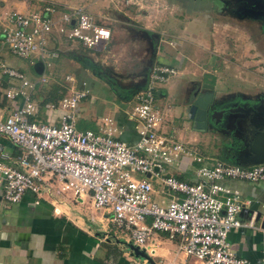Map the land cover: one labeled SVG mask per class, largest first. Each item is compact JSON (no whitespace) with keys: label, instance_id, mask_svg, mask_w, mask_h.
<instances>
[{"label":"built area","instance_id":"1","mask_svg":"<svg viewBox=\"0 0 264 264\" xmlns=\"http://www.w3.org/2000/svg\"><path fill=\"white\" fill-rule=\"evenodd\" d=\"M56 6H42L28 14L10 12L0 25V77L18 82L5 89L4 98L10 105L22 101L8 117H0V136L23 153L16 167L4 164L1 159L5 156L0 155L4 200L16 204L25 193L40 195L42 191L71 194L74 199L88 196L95 211L106 214L114 228L148 255L154 253L147 247L150 240L164 234L177 239L179 252L195 264H248L231 251L228 235L243 227L261 232L264 228L254 226L255 214L243 224L241 218L249 202L221 182L264 183V164L241 167L204 159L162 132L164 118L156 99L162 86L176 75L174 68L154 66L145 87L133 96L132 110L125 115L135 123L139 138L135 144L117 137L116 121L108 116L99 119L96 129L77 128V109L90 98L91 91L86 83L79 86L71 75L63 78V97L44 105L47 111L61 112L59 126L32 119L40 108L33 99L37 86L51 80L52 72L47 70L59 58L58 51L51 48L59 44L57 36L94 54L107 53L111 40L110 29L100 25L90 12L78 7L59 10ZM5 48L18 58L40 64L38 79L30 81L9 65L3 56ZM194 162L200 166L194 169ZM164 164L182 171L194 169L197 182L160 177ZM134 173L146 177L137 180ZM156 179L161 191L170 195L164 207L151 199ZM219 195L224 198L219 199Z\"/></svg>","mask_w":264,"mask_h":264},{"label":"crops","instance_id":"2","mask_svg":"<svg viewBox=\"0 0 264 264\" xmlns=\"http://www.w3.org/2000/svg\"><path fill=\"white\" fill-rule=\"evenodd\" d=\"M28 1L0 0V25L4 21V17L10 12L16 11L18 13L28 14L40 8L36 5L27 6ZM60 1L64 0H36L38 3L45 2L42 6L51 4L59 7L66 6V2L63 5L55 3ZM109 1L112 4L115 2L118 4L122 3V0ZM184 1L187 0H128L125 3L126 7L135 6L134 9L139 12L140 20L144 23L143 28L153 36V43L150 49L152 56L149 59L151 64L149 72L156 65H166L174 68L176 71L180 70V72L177 71V74L172 76L160 89L158 96L160 105L166 108L163 113L164 122L162 132L170 134L177 141L181 137L182 139L180 140L185 139V135L181 132V127L174 126L175 122L180 120V115L182 114L179 107L178 109H174L175 107L171 106V102L168 105L167 99L170 98L171 100L172 97L178 96L182 104L185 101L188 102L189 108L197 97L205 95L199 90L200 87H198V90H195V87L204 83L206 75H212L215 78L219 77L222 79L221 76L225 75L224 71H232L233 78H239L244 81L242 77L246 76V81L252 82L254 85L256 82L257 87L262 88V91H264V55L256 52V47L248 35L247 37H234L236 41L240 42V46H243L245 51L243 54H247L248 58L242 64L238 62L240 65L236 64V66L234 64H228L227 62V67L218 61L211 60L209 66L204 67L202 63H199V60H194V63L191 65H194L196 69L199 68V72L192 70V67L187 65L186 62L192 54L199 55L198 53L200 52L202 54L208 53L212 58L214 50L210 49L211 44L212 41L217 39L216 35L212 33L215 24H212V20L210 21V19H207L210 21V26L206 27L200 19L197 18V23L196 20L194 21L196 25L195 29H197V32L194 33L195 35H192L186 30L188 25L185 28L182 26L183 24L178 25L180 22L178 20H183L181 17L177 20V24L175 23L177 26L171 27L172 24L174 25V23L170 22V17L173 18V6L181 7ZM188 1H199V4L189 3ZM188 1L185 5H196L200 7L191 13L201 10L204 11L205 8H201L204 7L205 0ZM67 3L72 4L73 1L69 0ZM110 31L112 32L111 28ZM114 37L115 35H113ZM112 42L114 44V39ZM67 43L71 46H80L75 42ZM51 48H54L56 51L59 49L58 44L57 46L52 45ZM36 65L40 64L35 63ZM233 67L234 69H232ZM218 70L221 71L220 74L217 73ZM18 71L21 72L20 70ZM182 73L187 74V76H198L199 79H190L188 82L180 81L177 77H180ZM34 75L37 78L30 81H36L38 79L39 75L36 72ZM62 81L63 78L60 83L57 82V86L64 90ZM17 85L18 82L13 79L6 76L0 77V117L2 119L8 117L22 105L20 99L10 105L4 98L5 89L9 86ZM38 86L33 99L37 102L40 99V102H43L45 97L39 96V90L41 89ZM216 90H218V86L215 84L213 85L211 94L216 92ZM104 96L110 99L108 95ZM40 102H38L40 105L39 112L32 119L35 121L36 118H39L41 123H50L59 126L61 112L56 111L58 112L59 119L51 117L50 111H46L44 116L42 115L40 117V111L42 109L46 110L44 105L41 106ZM122 106L123 104L119 102V107ZM226 107L213 106V108L222 109L220 110L223 114L222 119L217 123L219 125L227 123L224 122V118L228 114L229 116L240 114L241 116H237L236 119L238 121H244L245 117L251 112V116L248 119H252L251 121L263 120L264 94L249 102V105H239L240 109H232L229 106L228 110H226ZM88 109L89 100L87 99L80 103L77 113L86 112ZM182 110L185 112V108ZM101 111L102 109L100 107L96 112L97 121L95 123H98L101 117H107L102 116ZM114 119L118 128L117 137L126 143L134 141V132L136 129L135 126L133 127L134 129L132 128V122L127 119L125 112L121 111L119 114H116ZM232 121L233 116L229 119L230 123ZM184 125L188 128L187 123H184ZM121 127L122 131L119 130ZM92 129H96V126ZM133 130L135 131L133 132ZM191 131L195 132L194 130ZM186 132L190 131L186 130ZM193 132H191L193 136L189 137L192 138V141H194L196 134ZM228 148L230 149V147ZM1 154L5 156L4 159H1L4 164L16 167V162L23 153L19 147L12 144L6 137L0 136ZM208 164L211 165L210 162ZM199 166L193 164L194 169ZM194 169L191 168L183 171L186 177L188 176L187 173L189 174L187 180L183 181L193 183L196 181L193 177ZM156 182L158 183V181ZM221 185L238 190L242 200L249 202L246 205V212L241 218L243 224H248L251 216L255 214L254 226L263 228L264 183L252 184L238 180H224L221 182ZM159 186L160 184L156 188ZM218 197L219 199H223L224 195H219ZM104 216L107 215L97 212L92 208L88 196H83L81 199H74L71 194L56 195L54 192L42 191L40 195H34L27 192L23 195L20 202L9 204L4 200L3 188L0 186V264H148L146 260L136 258L131 254L128 245L132 243L128 236L122 235V237H118L117 233H115L117 229ZM228 242L231 251L237 257L245 259L248 264H264V232L243 227L230 232ZM147 247H149L148 250L154 251L153 255L149 256L156 264H195L193 259L187 258L179 252L177 239L171 240L164 234L154 235ZM145 253L147 252L145 251Z\"/></svg>","mask_w":264,"mask_h":264},{"label":"rangeland","instance_id":"3","mask_svg":"<svg viewBox=\"0 0 264 264\" xmlns=\"http://www.w3.org/2000/svg\"><path fill=\"white\" fill-rule=\"evenodd\" d=\"M67 1L69 0L55 3L63 5L66 2V6L61 7L62 9L65 7H78L90 12L100 25L106 26L109 29L111 28L112 39L109 42L107 53L94 54L81 46L68 45L64 39L57 36L60 41L58 44L60 57L52 62V69L47 70V73H50V70L52 72L51 80L46 85L38 86L41 89L39 90V96L45 97L51 86L57 85V82L60 83L61 79L68 74L75 78L79 86H82V83H86L91 91L90 98L88 99L89 109L86 112L77 113V128L79 130H88L97 126L98 123H95L97 121L96 112L100 107L102 109V116H109L113 119L121 111L130 112L132 110L134 105L132 98L145 87L151 67L149 59L152 56L150 49L153 43V36L143 28L144 23L140 20L139 12L134 9L135 6L126 7L124 0H122L121 4L116 2L112 4L109 0H71L73 1L72 4H68ZM43 3L45 2L38 3L36 0H29L27 6L36 5L41 7ZM185 3L187 2L184 1L181 7L173 6V18L170 17V22L174 23V25L172 24L171 27H176V22L180 21L178 25L183 24L184 28L188 25L186 30L195 35L194 33L197 32V29H195L196 25L194 21L196 20L197 23L198 19H200L204 22L205 27L210 26V21L212 20V24L214 23L216 28L213 26L212 33L216 35L217 40L212 41L210 48L214 50L213 57L211 58L208 53L202 54V52L198 53L199 55H190V59L186 63L192 67V70L198 72L200 70L191 65L194 63V60H199V63H202L204 67L209 66L211 60L218 61L227 67V62L228 64L236 65L242 64L246 59L248 60L247 54H243V52L245 53L243 46H240V42L234 39L236 36H250L256 47V52L264 55V19L257 11L264 4V0H205L204 7L201 8H205L204 11H195L193 13L191 12L200 7L188 6ZM207 19H210V21ZM113 35H115L114 38ZM113 39L114 44H112ZM3 56L6 62L13 68L20 70L25 78L29 80L37 78L34 75V59L29 61L18 58L12 55L7 48L3 50ZM177 71L180 72V70ZM224 72L225 75L221 76L222 79L206 75L204 83L195 87L196 90L200 87L201 91H205V85L213 87L216 84L218 90L213 93L215 94V106L226 107L228 105L225 109L229 106L232 109H240L239 105H249V102L264 94L262 88L257 87L256 82L254 85L252 82L246 81V76L242 77L243 81L239 78H233L232 71ZM217 73L220 74L221 71L218 70ZM177 78L184 82H188L190 79H199L198 76H187L184 73ZM104 95H108L110 99ZM159 101L158 97L156 105L164 113L166 108L162 107ZM38 102H40V99H38ZM119 102L123 106L125 104V107H119ZM170 102L171 106L175 107L174 109H178L179 107L182 114L180 115V120L176 121L174 125L175 127L180 126L181 132L185 135V139L183 140H180L182 137H179V142L183 143L194 155H199L204 159H218L231 164L232 159L229 156V151L233 153L236 147L233 145L234 142L240 141L242 138L240 129L238 130L237 126H235L237 125L236 117L241 115H231L233 116L232 123L213 124L209 125V130H196L192 127L194 124H192L193 121L190 118L188 102L185 101L182 104L178 96L172 97L171 100L168 98V105H170ZM184 108L185 112L182 110ZM46 111L42 109L39 116H44ZM50 112L51 117L59 119L58 112ZM35 121L41 122L39 118H36ZM183 122L188 124V128L185 127ZM131 125L133 128L135 123L132 122ZM119 130L122 131V127ZM186 130L190 132H186ZM191 132L196 133L194 141H192V138H189L193 136ZM134 134L135 140L128 143L135 144L138 141L137 131ZM205 163L208 164L209 162L205 161ZM195 165L200 164L195 163ZM163 167L164 171L161 172L160 177H175L182 181L187 180L189 177L188 173L186 177V174L179 168L170 167L165 164ZM132 176L137 180L146 177V175L139 173H134ZM156 181H159V179L152 181L154 191L151 194V199L154 203L164 207L169 202L170 195L168 192H162L160 186L156 188L159 185ZM115 233H117L118 237L125 236V233L118 229Z\"/></svg>","mask_w":264,"mask_h":264},{"label":"water","instance_id":"4","mask_svg":"<svg viewBox=\"0 0 264 264\" xmlns=\"http://www.w3.org/2000/svg\"><path fill=\"white\" fill-rule=\"evenodd\" d=\"M35 72L36 74L40 75L42 73V67L40 65H36ZM205 86L207 89H213L212 86ZM211 103L212 94L207 96L202 95L197 97V99L189 107L191 115L190 118L197 122L201 128L205 127L208 105ZM252 122L255 123V126L254 129H250L249 131L251 138L248 139V141L245 142L241 147L234 149L235 151L231 163L233 165L249 167L253 165L264 164V119L259 121L253 120ZM262 227L264 228V223ZM128 249L136 258H142L146 260L148 264H156L153 259L139 247L129 244Z\"/></svg>","mask_w":264,"mask_h":264},{"label":"flooded vegetation","instance_id":"5","mask_svg":"<svg viewBox=\"0 0 264 264\" xmlns=\"http://www.w3.org/2000/svg\"><path fill=\"white\" fill-rule=\"evenodd\" d=\"M257 11L261 14L260 16H262L263 17V19H264V4L263 5H261V7H259L258 9H257ZM196 90V89H195ZM200 91H201V88L199 89ZM202 93H204L205 94V96H207V95H211V90H206L205 89V91H201ZM215 104V102H214V94H212V103L210 104V105H208V111H207V120H206V124H205V127L204 128H201L199 125H198V123L197 122H195L194 120H192L193 121V123L192 124H194L192 127L194 128V129H206V130H209V125H213V124H217L219 121H220V119H222V113H221V111L220 110H222V109H219V108H213V106H215L214 105ZM216 107H218V106H216ZM221 108H223V107H221ZM226 110H228V108L226 109ZM191 116V115H190ZM249 116H251V112H249V114H248V116L247 117H245V120L244 121H242V120H237L236 119V121H237V125H235V126H237V129L242 133V138L240 139V141H235L234 142V146H237V148H238V145H240L239 147H241L245 142H247L248 141V139H250L251 138V135H250V129H254V124L255 123H253L251 120L252 119H248V117ZM230 117L231 116H229V114H228V116H225V118H224V122H227V123H225V124H229L230 122H229V119H230ZM247 119V120H246ZM224 124V123H223ZM218 125V124H217ZM236 153V152H235ZM233 154L234 153H230L229 152V156L231 157V159H232V157H233Z\"/></svg>","mask_w":264,"mask_h":264},{"label":"trees","instance_id":"6","mask_svg":"<svg viewBox=\"0 0 264 264\" xmlns=\"http://www.w3.org/2000/svg\"><path fill=\"white\" fill-rule=\"evenodd\" d=\"M188 1V0H187ZM185 1V2H187ZM189 2V1H188ZM187 2V3H188ZM189 3H195V4H199V1H190ZM188 5V4H186ZM188 6H193V7H197L196 5H188ZM188 6H186L188 8ZM57 7V6H56ZM59 10H65L62 9L61 7L58 6ZM64 94V90H62L59 86L57 85H52L48 94L45 96V98L43 99V102L41 103V106L45 105L48 102H55L57 99L61 98ZM197 181H195L194 183H196ZM188 183H193L188 181Z\"/></svg>","mask_w":264,"mask_h":264}]
</instances>
